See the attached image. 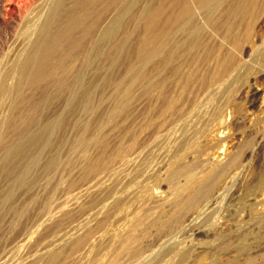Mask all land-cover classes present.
Here are the masks:
<instances>
[{"label":"bare ground","instance_id":"6f19581e","mask_svg":"<svg viewBox=\"0 0 264 264\" xmlns=\"http://www.w3.org/2000/svg\"><path fill=\"white\" fill-rule=\"evenodd\" d=\"M261 20L264 0H53L29 50L0 83V102L10 96L0 108L7 110L0 114V245L34 219L35 231L44 227L52 238L18 264H70L94 249L95 264H126L142 258L153 237L183 235L201 215L194 231L220 248L213 240L229 235L216 237V216L202 213L239 168L243 149L214 168L177 154L165 174L167 196L151 195L138 208L128 206L136 192H120L114 178L137 162L142 136L158 139L199 92L246 66L241 54ZM249 95L253 107L256 90ZM243 120L240 110L235 125ZM81 217L82 230L57 238L65 222ZM172 240L163 258L188 264L192 248Z\"/></svg>","mask_w":264,"mask_h":264},{"label":"rangeland","instance_id":"374dc122","mask_svg":"<svg viewBox=\"0 0 264 264\" xmlns=\"http://www.w3.org/2000/svg\"><path fill=\"white\" fill-rule=\"evenodd\" d=\"M52 4L53 0H0V83L6 73L14 69L29 50V46L34 41V38H36L37 31L43 22L42 20ZM46 8L48 9L46 10ZM263 48L264 20H261L255 27V34L247 45L246 51L241 54L243 61H246V66L239 68L234 74H231L229 76L231 79L228 78L224 83L199 92L196 101L187 103L184 106V108L190 110L184 109V114L162 128V135L160 134L162 138L159 136L156 139V136H152V133H150L151 135L146 134L142 136L141 143L137 148V162L134 165L122 167L114 178V182L117 183L115 184L117 186L116 189L120 190V192L129 189L136 192L134 201H129L128 206L130 208H138L151 195H155V197L167 196L169 187L166 185L165 174L175 164L174 162L177 160L178 155L183 154L184 156L182 157L186 161L189 160V157V161L194 157L200 158L199 160L202 161L203 168L209 166L214 168L216 164H224L229 156L235 154L238 149H243L239 168L234 170L232 178L229 179L222 189L217 190L211 195L207 200V207L204 209L206 211L203 210L204 214L202 213L204 215L202 219L211 214L216 216L213 219V221L215 220L213 225L215 223L218 225L216 237L228 234L230 238L224 239L223 242L219 241V238L214 239L213 243L218 244L220 248L215 249V247L206 244L209 241L208 238L200 236L204 235V233L198 234L194 231L202 222L200 215L198 216L199 218H194L193 222L196 225L193 224L196 227L194 225V227H189L190 229L188 228L187 233L183 235L178 234L179 236L175 235L174 239L171 238V235L153 237L146 244L143 257L138 261H134V259L133 261H126V264H167L166 260L169 261V264H179L177 256H170L168 258H163L162 256L165 247L172 243L170 242L172 239V241H182L185 246L192 248L194 257L190 258L188 264L264 263ZM257 50L259 51L256 52ZM242 78L243 82H241ZM7 82L11 86L14 83V78L10 77ZM219 88L223 90L220 91ZM252 88L257 92V96L255 97L256 103L253 107H251L249 102V92ZM219 92L220 95H218ZM7 100H10L9 95H6L1 100L0 108L1 104L8 103ZM240 110L244 111L245 121L243 120L244 122L238 128L235 122ZM188 111L190 115L193 114V117L187 114ZM1 113L5 116L7 110L3 109ZM203 113L207 114L204 116ZM180 121L182 122L180 123ZM172 124L176 126L173 127ZM195 126L198 128L196 129ZM166 129L170 130L167 131ZM116 142L117 140H113L112 144L114 145ZM247 143H249V146H247ZM59 192L56 196L62 199L65 193H63L64 191ZM215 203L219 205L216 204L215 206ZM207 209H210L212 213H208L211 211L208 210L207 212ZM215 213L218 214L215 215ZM219 214L220 216H218ZM85 217H81V220L78 219V221L71 223V226L73 225L74 228L78 226L81 229L80 226ZM186 220L189 223L190 218L187 217ZM196 220H199V223H196ZM35 221L34 219L28 221L22 227L17 226L6 233L0 245V264H18L22 260H27L28 257L30 260V257L39 250L43 249L41 251H44V244L52 236L44 233V227L41 228L40 232H36ZM239 225L244 226L242 230L238 229ZM71 226L70 223L65 222L61 232L58 233L59 235L61 233L62 236L60 235L59 237L57 235L58 237H56L59 239L63 236H73V234H70L71 232H74L76 235L79 232L78 227L74 229ZM67 230L71 231H69L70 235H68ZM209 233L212 234V231ZM25 240H28L26 241L28 243H23ZM95 251L94 249L90 255L84 254L81 257L73 259L70 264H95L92 260Z\"/></svg>","mask_w":264,"mask_h":264}]
</instances>
